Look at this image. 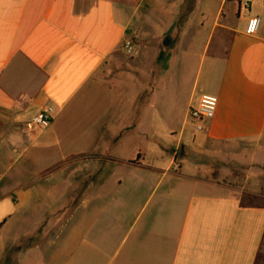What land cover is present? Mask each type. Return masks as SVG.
Wrapping results in <instances>:
<instances>
[{"label": "crops", "instance_id": "crops-1", "mask_svg": "<svg viewBox=\"0 0 264 264\" xmlns=\"http://www.w3.org/2000/svg\"><path fill=\"white\" fill-rule=\"evenodd\" d=\"M177 1L165 32L141 3L0 0V264H26L52 250L59 233L73 247L69 258L76 255L63 264H258L264 196L206 179L202 159L212 144H248L259 147L254 163L264 166V0L250 9L261 19L255 36L234 27L238 2L227 0L234 8H219L199 57L204 23L178 26L186 0ZM127 40L134 56L124 51ZM160 58H200L192 84L193 74L176 71L189 82L176 84L183 120L169 130L181 158L167 162L155 114L166 73ZM203 95L216 96L218 108L196 132L189 112ZM46 105L55 110L52 125L32 128ZM134 140L143 145L127 154ZM38 149L60 158L34 171L27 164ZM76 159L91 161L73 172L80 181L69 178ZM154 159L165 165L150 167ZM64 201L54 221L45 207Z\"/></svg>", "mask_w": 264, "mask_h": 264}, {"label": "rangeland", "instance_id": "rangeland-1", "mask_svg": "<svg viewBox=\"0 0 264 264\" xmlns=\"http://www.w3.org/2000/svg\"><path fill=\"white\" fill-rule=\"evenodd\" d=\"M121 4H138L141 3L144 6V10H142L148 16L149 20H153L155 23H158L165 32L170 27V25L176 20V3L177 0H116ZM144 1V2H143ZM143 2V3H142ZM185 5H183L184 10L182 8V12L180 15V21L178 26H183L185 23H188L190 19L191 26L193 24L204 23V28L201 30L202 32L198 35L197 38V46H196V56L199 57L203 53V46L207 38V34L209 29L213 26L215 21V16L219 11V8L222 7L223 12L227 13L229 7L234 8L233 5H229L230 1L227 0H186ZM197 3V4H196ZM196 4L197 6H195ZM196 7V10L193 9ZM194 13L192 14V12ZM222 12V13H223ZM235 13V14H234ZM192 14V15H191ZM191 15V16H190ZM232 23L234 27H239V29H244L246 27V19L244 17L241 18L240 21L239 15H237L236 10L233 12ZM178 22V21H177ZM172 35H167L165 37V43L172 41ZM219 35L217 34L214 38V42L210 47L208 52L209 57L214 55V44L216 40H218ZM167 44H164V46ZM167 47V46H166ZM128 55V54H127ZM128 55V56H134ZM163 59L162 63L165 65V75L164 78L159 80V89H158V97L156 95V101L158 102V110L155 111V114L159 120L160 126L158 129L160 131L159 139H163L164 143H160L159 147H163L164 156L166 157V162L172 158L179 159L181 158L180 153L176 156V142L175 136H169V130H173L176 133V127L180 130L182 124V115L180 107L178 106L176 110V84L181 82H189L187 80L192 76L191 84L193 82L194 75L198 74L200 58L196 60L192 59L189 63L181 62L180 58H174L172 63L170 64L168 58H160ZM165 60V61H164ZM176 71L185 72L187 79L176 78ZM178 90V89H177ZM181 111V112H180ZM176 124L178 126H176ZM163 126V127H162ZM143 145L142 141H136L132 143L126 144V153L130 154L136 147H140ZM125 147V144H124ZM152 150V148H150ZM124 150V149H123ZM259 147L248 145V144H239V145H210L206 149L205 158L202 159V163L205 167L210 169L209 174L205 175L206 179L217 181L220 183H224L226 185H230L239 190L249 191L252 189L258 188V192L264 196V166L254 163L256 159V154H258ZM182 152V151H181ZM152 154V152H151ZM60 158V155L55 149H38L33 151L31 155V159L28 162V167L33 169L34 171H40L44 167L50 166L51 164L57 162ZM165 161L163 160H149V166L152 165L161 166L165 165ZM90 160L87 159H76L69 160L68 166L72 173L69 178H72V181H80L82 176L76 172L79 167H87L90 166ZM173 166H176V164ZM134 174V173H133ZM89 174H86V177ZM123 175L122 177H125ZM130 176V174H129ZM127 177V176H126ZM204 178V179H205ZM54 183V182H52ZM77 187H74V190L70 192V199H72L71 204L69 206V218L72 216V211L76 207V202L73 201V198H76L78 191ZM252 200V199H251ZM250 202V201H249ZM257 202V201H256ZM66 201L62 203H58L57 206H53L48 203L47 211L54 221H58L59 219V208L64 206ZM255 203V202H254ZM261 205H264V200H260ZM37 209H33L32 213L35 214L37 218V223L39 221V214L36 211ZM71 214V215H70ZM66 215V214H65ZM41 219V217H40ZM38 225V224H37ZM53 226V224H52ZM12 225L9 227L11 230ZM61 230V229H60ZM40 233H38L39 235ZM57 237V236H56ZM51 241V240H50ZM64 241L66 243H64ZM45 240L40 239L38 244L44 243ZM54 244H51L53 247L52 250H48V252L44 254L37 253L32 254L31 258L27 257L26 264H63L66 263L69 259L71 261L76 255L70 257L69 250L73 247H69L67 245L68 240H63L61 237V233L59 236L52 240ZM51 242V243H52ZM51 247V246H49ZM69 247V248H68ZM258 264H264V242L262 243L261 254ZM87 263V260H84ZM70 264H76V259L72 261Z\"/></svg>", "mask_w": 264, "mask_h": 264}, {"label": "built area", "instance_id": "built-area-1", "mask_svg": "<svg viewBox=\"0 0 264 264\" xmlns=\"http://www.w3.org/2000/svg\"><path fill=\"white\" fill-rule=\"evenodd\" d=\"M258 0H237L239 18L244 17L247 20L245 33L247 36L258 34L261 19L251 16L250 9ZM124 51L128 55L136 54L137 48L132 40H127L124 45ZM218 108V98L212 95H203L196 107L189 112V120L194 126L196 132H204L205 124L212 121ZM55 118V110L52 106L46 105L38 111L31 120V126L34 129L46 130L50 128Z\"/></svg>", "mask_w": 264, "mask_h": 264}, {"label": "trees", "instance_id": "trees-1", "mask_svg": "<svg viewBox=\"0 0 264 264\" xmlns=\"http://www.w3.org/2000/svg\"><path fill=\"white\" fill-rule=\"evenodd\" d=\"M166 44H167V42H166Z\"/></svg>", "mask_w": 264, "mask_h": 264}]
</instances>
